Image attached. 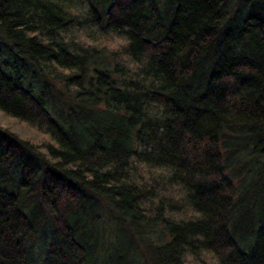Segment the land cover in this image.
Listing matches in <instances>:
<instances>
[{"label":"trees","instance_id":"16d2710c","mask_svg":"<svg viewBox=\"0 0 264 264\" xmlns=\"http://www.w3.org/2000/svg\"><path fill=\"white\" fill-rule=\"evenodd\" d=\"M108 213L264 264V0H0V264H99Z\"/></svg>","mask_w":264,"mask_h":264},{"label":"rangeland","instance_id":"374dc122","mask_svg":"<svg viewBox=\"0 0 264 264\" xmlns=\"http://www.w3.org/2000/svg\"><path fill=\"white\" fill-rule=\"evenodd\" d=\"M105 219L107 221L103 223V227L105 229V226L111 227L113 230L115 229L116 233L113 232L109 239V235H104L102 232L98 231L100 237L99 243L97 242V245L100 249V254L98 255L99 264H140V257H137V255H135L132 250H129L130 242L128 239L126 240V232L124 230V227L121 225L120 221H116L114 219L113 214L111 215L110 213L105 215ZM109 219L112 221H110ZM89 228L87 226V229ZM43 239L39 240L38 245L42 244ZM40 250L41 249H37L38 252H40ZM126 251H130L128 255L130 257L128 258V260L123 258L124 252ZM140 259L141 261L145 260L143 256Z\"/></svg>","mask_w":264,"mask_h":264},{"label":"clouds","instance_id":"9594fccd","mask_svg":"<svg viewBox=\"0 0 264 264\" xmlns=\"http://www.w3.org/2000/svg\"><path fill=\"white\" fill-rule=\"evenodd\" d=\"M195 256L191 252H186L184 256V262L185 264H194Z\"/></svg>","mask_w":264,"mask_h":264}]
</instances>
